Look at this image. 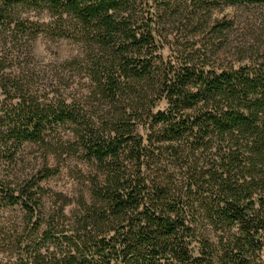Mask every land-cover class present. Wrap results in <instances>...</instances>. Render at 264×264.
I'll use <instances>...</instances> for the list:
<instances>
[{"label":"trees","instance_id":"16d2710c","mask_svg":"<svg viewBox=\"0 0 264 264\" xmlns=\"http://www.w3.org/2000/svg\"><path fill=\"white\" fill-rule=\"evenodd\" d=\"M153 3L0 0V213H22L11 233L0 224V264H264V0ZM223 7L254 10L251 42L231 45L233 22L212 19ZM173 17L196 40L176 35L164 58ZM40 35L83 46L80 99L22 77L20 47ZM26 144L95 167L88 196L41 184L59 166L20 173Z\"/></svg>","mask_w":264,"mask_h":264},{"label":"rangeland","instance_id":"374dc122","mask_svg":"<svg viewBox=\"0 0 264 264\" xmlns=\"http://www.w3.org/2000/svg\"><path fill=\"white\" fill-rule=\"evenodd\" d=\"M149 2L154 5V0H149ZM253 11L244 8L223 7L213 10L212 19L233 22L230 39L231 45L236 48L245 46L256 35L253 31L257 22L251 17ZM23 15L39 22L49 20L47 13L44 11L31 10ZM177 20L173 17L160 21L159 30L162 34V42H164L161 53L164 58L175 57L177 50H181L180 47H176L174 44L176 35L181 38V41L184 40L182 42H185V40L194 42L196 40L193 36H190L191 29H186ZM198 46L194 48H198ZM227 50L234 52L231 47ZM219 55H221L220 61L226 63H235V58L237 59L239 56L236 53L227 54L225 51H221ZM84 56V48L77 42L40 35L29 45L20 47L17 66L20 67L22 77L29 83L28 85L33 92H38L42 97L66 98L70 101L73 98L80 99L84 96L89 85L84 70H82ZM74 60H77L78 64L70 66L69 63ZM159 107L165 109L166 104L163 102ZM139 132L143 134L142 129H139ZM44 166L49 168L59 166L60 168L58 174L41 181V184L50 189L51 192L62 193L65 196L75 198L80 192L84 191L88 196L85 183H87L88 176L94 174L95 167L92 165L84 163L71 155L58 156L49 153L45 156L44 148L37 144H26L18 152L17 169L24 176L35 175ZM48 207H51L50 202ZM67 210H69V207ZM21 215V210L17 207L3 210L0 213L1 230L11 233V228L14 226L16 228L20 227ZM8 236H1L0 243ZM7 254V247L0 244V258L7 256Z\"/></svg>","mask_w":264,"mask_h":264}]
</instances>
